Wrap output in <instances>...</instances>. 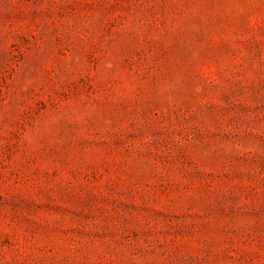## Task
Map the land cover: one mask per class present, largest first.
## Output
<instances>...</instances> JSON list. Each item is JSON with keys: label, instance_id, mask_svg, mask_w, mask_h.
<instances>
[{"label": "rangeland", "instance_id": "374dc122", "mask_svg": "<svg viewBox=\"0 0 264 264\" xmlns=\"http://www.w3.org/2000/svg\"><path fill=\"white\" fill-rule=\"evenodd\" d=\"M0 264H264V0H0Z\"/></svg>", "mask_w": 264, "mask_h": 264}]
</instances>
